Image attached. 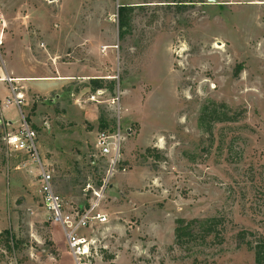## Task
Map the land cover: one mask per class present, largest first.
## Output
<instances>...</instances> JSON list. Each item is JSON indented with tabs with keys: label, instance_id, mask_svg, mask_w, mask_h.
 Masks as SVG:
<instances>
[{
	"label": "rangeland",
	"instance_id": "1",
	"mask_svg": "<svg viewBox=\"0 0 264 264\" xmlns=\"http://www.w3.org/2000/svg\"><path fill=\"white\" fill-rule=\"evenodd\" d=\"M23 51L37 77H65L46 93L14 85L54 189L73 206L106 174L94 139L113 113L86 101L92 80L106 98L120 92L131 131L101 202L108 222L91 233L92 264H254L245 242L264 236V0H0V67L31 70L15 60ZM8 94L1 82V104ZM5 116L0 232L16 247L0 237V264H73L42 206L37 163L2 141L17 107ZM213 217L216 231L176 241L177 220Z\"/></svg>",
	"mask_w": 264,
	"mask_h": 264
},
{
	"label": "built area",
	"instance_id": "2",
	"mask_svg": "<svg viewBox=\"0 0 264 264\" xmlns=\"http://www.w3.org/2000/svg\"><path fill=\"white\" fill-rule=\"evenodd\" d=\"M107 79L117 80V76ZM2 82L8 84L11 96L4 100V106L13 105L20 113V123L14 132H7L2 141L7 148L13 151H22L31 155L38 167V194L42 206L47 213L51 224L61 229L66 250L73 260V264H92L97 255V239L91 235L94 228L108 222L107 216L101 211V202L104 193L110 185V180L117 172L122 157L123 142L130 134L131 128L124 127L122 109L120 105V92L105 97L106 88L95 89L87 96L86 101L98 104H107L111 107L112 124L107 123L95 133L94 148L98 157L105 162L106 174L99 181L98 187L93 186L91 180L86 182L83 190L89 193V198L83 206H73L55 191L53 177L46 164L41 161L37 146L36 132L26 121L21 111L24 97L14 84L16 80L9 76L0 77Z\"/></svg>",
	"mask_w": 264,
	"mask_h": 264
},
{
	"label": "trees",
	"instance_id": "3",
	"mask_svg": "<svg viewBox=\"0 0 264 264\" xmlns=\"http://www.w3.org/2000/svg\"><path fill=\"white\" fill-rule=\"evenodd\" d=\"M126 7L121 6L119 8V12H122ZM93 89H98L103 87L102 79H93L92 80ZM109 89L113 87V82L109 83ZM216 120H224L227 119L228 116L226 114H219L215 110L213 111ZM107 126V122L104 117H99V128H104ZM221 222V220L216 217L205 219L200 221L198 219H191L189 221H176L175 227V238L178 242H184V239L193 240L194 238H204L205 235H208L211 231L215 230L217 225ZM198 228V232H194L195 229ZM202 232L201 234H198ZM196 233V234H195ZM246 232L240 233V235H244ZM0 237L4 238V246L9 250H14L16 247L15 240L11 235L10 231L4 229L0 232ZM195 239V240H196ZM244 236L242 237V241ZM246 246L253 251L254 254V264H264V236L257 237L253 242H245Z\"/></svg>",
	"mask_w": 264,
	"mask_h": 264
},
{
	"label": "crops",
	"instance_id": "4",
	"mask_svg": "<svg viewBox=\"0 0 264 264\" xmlns=\"http://www.w3.org/2000/svg\"><path fill=\"white\" fill-rule=\"evenodd\" d=\"M15 55H14V57H15L16 61H19V60L25 61L26 60L27 63L29 64V66L32 67V69L25 71V72H19L13 66H11L9 63H5L4 65H2V67H0V77H3V76L12 77L16 80V83L24 84L23 87H25V85H29V87L32 90H34L36 92H42V93H46L47 90L56 89L57 87L61 86L62 82L60 83L57 81L58 80H64V78H65L64 75L63 76L59 75L60 77H58V79L57 78L51 79V78H47V77H37L36 76V72H38L40 69H38V66H35L34 64L28 62L29 56L31 57V52L23 51L22 56L20 54H15ZM62 74H66V73H62ZM1 82L2 81L0 80V83ZM18 91L21 93L24 92V91L23 92L20 91L19 89H18ZM8 96H11V94L10 95L8 94L7 97ZM3 104H4V102H3ZM3 104H1V102H0V115H1V118L5 119L9 123V122H11V121H9L10 119L6 118V116H5V111H6L7 107H9V106H4Z\"/></svg>",
	"mask_w": 264,
	"mask_h": 264
}]
</instances>
